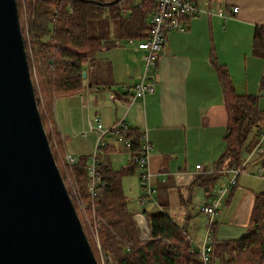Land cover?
<instances>
[{"label":"crops","instance_id":"1","mask_svg":"<svg viewBox=\"0 0 264 264\" xmlns=\"http://www.w3.org/2000/svg\"><path fill=\"white\" fill-rule=\"evenodd\" d=\"M201 3L207 10L224 11L228 18L224 22L203 13L188 20L185 32L169 33L157 69L151 73L154 91L143 99L133 97L144 68L143 52L108 47L84 64L82 92L56 98L45 112L50 131L64 140L66 153L77 160L87 156V163L96 148V132L82 135L87 130V118L94 124L99 119L106 128L120 121L144 133L151 146L149 170L154 201L140 206V193L134 205L155 207L151 214L163 211L170 215L185 227L198 249L206 238L207 217L200 222L192 206L196 199L199 208L209 204L232 175L225 170L208 194L194 184L195 176L200 175L195 166H215L225 148L227 115L214 64L227 68L238 95L257 97L258 108L264 111V59L252 55L254 29L264 28V0H199L196 4ZM233 9H237L236 14ZM113 35L110 42L116 38ZM253 131L247 142L252 140ZM260 134L254 147L242 151V172L214 219L215 240L219 242L245 235L255 196L264 191V127ZM109 138L103 145H113L117 150L109 155L112 167L128 163L129 154ZM135 173L139 175L138 169ZM161 203H167V208L160 207ZM127 206L130 210L129 202ZM135 213L142 216L141 226L146 210ZM200 216H204L202 212Z\"/></svg>","mask_w":264,"mask_h":264},{"label":"trees","instance_id":"2","mask_svg":"<svg viewBox=\"0 0 264 264\" xmlns=\"http://www.w3.org/2000/svg\"><path fill=\"white\" fill-rule=\"evenodd\" d=\"M121 1L16 0L38 106L41 100L53 102L56 98L79 94L83 90L81 74L84 64L103 49L115 47V41L148 37L156 0H139L138 6H134V0L130 3ZM191 1L197 3L199 0ZM123 10H130L131 13L124 16ZM113 22L116 23V38L110 42ZM252 43V55L264 59V28L254 29ZM214 70L222 91L227 123L225 148L216 161L215 171L194 178V184L201 186L206 194L225 170L241 167L242 151L254 147L264 127L261 125L264 111L258 108V98L238 95L225 66L215 63ZM252 130L255 134L251 142H247ZM120 134L124 139L132 140V153L139 149L142 143L140 131L127 128ZM47 136L81 223L82 214L72 198V186L82 199L90 203L101 220L97 237L106 264H201L198 251L187 241L185 227L163 211L146 215L148 240L141 239L132 217L134 212L129 210L128 198L122 188V179L135 174L137 167L128 162L125 168L113 169L109 158L110 154L117 152L113 145L101 148L98 171L103 185L96 191L95 197H90L87 190V156H80L69 173L64 164L67 155L64 140L51 132ZM67 176L72 180V186L68 184ZM159 205L167 208V203ZM216 231L214 222L209 227L212 264H264V191L255 196L249 224L242 238L219 242L215 240ZM84 232L86 234L85 228ZM91 240L87 236L92 253L98 260L96 245L92 241L95 246L92 247Z\"/></svg>","mask_w":264,"mask_h":264},{"label":"water","instance_id":"3","mask_svg":"<svg viewBox=\"0 0 264 264\" xmlns=\"http://www.w3.org/2000/svg\"><path fill=\"white\" fill-rule=\"evenodd\" d=\"M0 264H98L42 123L16 0H0Z\"/></svg>","mask_w":264,"mask_h":264},{"label":"built area","instance_id":"4","mask_svg":"<svg viewBox=\"0 0 264 264\" xmlns=\"http://www.w3.org/2000/svg\"><path fill=\"white\" fill-rule=\"evenodd\" d=\"M127 0H122V2ZM134 6L139 5V0H134ZM130 10H123V15H128ZM207 14L209 16L215 15L221 18L224 22L228 18L224 11H213L211 9L207 10L201 8L196 3H193L191 0H156V6L154 13L150 18V32L146 39L135 40L127 39L123 41H116V47H125L135 48L136 50L143 52V62L144 68L142 71L140 81L134 86V99L140 100L143 99L147 93L154 91V80L151 73H154L157 69V62L159 54L163 48V45L166 41V36L171 32H180L183 33L187 30L188 20L196 15ZM233 14L237 13V9L232 10ZM86 73V71H84ZM87 130L82 133L85 137L88 133L96 132V148L90 157V161L87 163V190L88 194L92 197L95 196L96 191L103 184L100 181V174L98 171L99 163L97 160L98 150L103 145V138L105 135L111 136L114 139L115 143L119 147L129 154V162L134 164L139 171V185L141 188V197L138 199V204L140 206L154 201V189L150 185V179L152 174L149 170V158L151 155V146L146 142L145 135L142 133L141 140L142 143L139 149L135 152H131L132 140L124 139L123 135L120 134L122 130L128 128L124 123L118 121L114 123L109 128L103 126L102 122L98 119L94 124L91 118H87ZM64 162L68 166H73L77 163V159L73 158L70 155H66ZM195 170L199 174H208L215 171V166H201L196 165ZM242 172V167L232 168L230 173L232 174L228 182L217 189L215 197L213 200L201 207V212L204 216L208 218L207 226L210 227L214 218L219 215L220 208L222 207L226 197L229 195L231 189L235 186L238 176ZM76 191H73L75 194ZM83 209L87 208L89 204H81ZM134 219L137 224L140 226L139 217H142L140 213L133 214ZM144 221V218H143ZM90 224V222L88 221ZM145 223V221H144ZM141 227V226H140ZM97 235V234H96ZM145 239H148V234ZM144 239V240H145ZM210 233L207 228L205 241L200 249L194 247L198 251L199 259L201 264H212L211 263V253L212 249L209 246Z\"/></svg>","mask_w":264,"mask_h":264},{"label":"rangeland","instance_id":"5","mask_svg":"<svg viewBox=\"0 0 264 264\" xmlns=\"http://www.w3.org/2000/svg\"><path fill=\"white\" fill-rule=\"evenodd\" d=\"M124 2H127V1H124ZM129 2H131V1H129ZM123 3V2H122ZM200 5V7L201 8H203V4L201 3V4H199ZM115 25H116V23L115 22H113V23H111V33H110V35H112V36H114L113 35V33L115 34ZM119 41H122V40H119ZM116 42V41H115ZM114 46H115V43H114ZM115 48H120V47H116L115 46ZM132 48H130V47H128V46H125V47H122L120 50H131ZM82 92V91H81ZM37 102V101H36ZM54 102V101H53ZM53 102H46V101H39V106H38V108H39V110H40V114H41V118H43V120H42V123H43V126H44V129H45V131H46V134L47 133H49V132H51L50 131V128H49V125H48V120H47V114L45 113V112H48L49 111V109H50V107L52 106V103ZM37 104H38V102H37ZM104 126V125H103ZM254 131L252 130V132H251V135H252V133H253ZM52 133V132H51ZM48 137V136H47ZM249 137H250V135H249ZM249 137H248V139H249ZM103 140H107V141H109L110 140V138H109V136H105L104 138H103ZM248 141V140H247ZM250 141V140H249ZM53 153V152H52ZM72 153H74V152H72ZM67 155H69V154H67ZM71 155V154H70ZM66 156V155H65ZM72 156V155H71ZM53 157H54V155H53ZM65 158V157H64ZM74 158V157H73ZM54 159H55V157H54ZM90 159V158H89ZM55 162H56V159H55ZM64 164H65V162H64ZM56 165H57V162H56ZM66 165V164H65ZM128 165V163H125V162H120L119 164H116V165H114L113 166V169H115L116 167V169L118 170V169H122V168H125L126 166ZM88 166V165H87ZM66 167H67V169L69 170L68 172L70 173V170H71V167L70 166H68V165H66ZM86 172H87V167H86ZM138 173V172H137ZM66 180V179H65ZM64 182V181H63ZM67 182H68V184L70 185V186H72L73 184H72V180H69L68 179V176H67ZM65 184V183H64ZM236 185V184H235ZM66 187V186H65ZM122 188H123V191H124V194L127 196V198H128V202H129V204L131 205L130 206V211H132V212H134V211H138V210H140V209H145L146 210V214H151L150 212L151 211H155L154 210V208L155 207H146V206H144V207H136L135 205H134V203H135V200L140 196V193L142 192L141 191V188H140V185H139V177H138V175H136V173L135 174H133V175H130V176H126V177H124L123 179H122ZM73 191H76L75 192V194L73 193ZM231 192V191H230ZM90 197H92L91 195H90ZM95 197V196H94ZM70 198H71V196H70ZM72 198H73V200H74V202L76 203V205H77V207H78V209L81 211V214H82V220H83V224H82V227H83V230H84V228L86 229V234H87V236H89V238L90 239H92L91 240V242L93 241L94 242V244L96 245V251H95V249H94V251H95V255H96V258H98V260H97V262H100V264H106L105 263V258H104V256H103V253L101 252V250H100V246H99V242H98V237H97V233H98V228H99V225L101 224V220L100 219H98L97 218V216L95 215V213H94V210H93V208L92 207H90V205H88L91 209H88V207L87 208H85V209H83L82 208V206L80 205L81 204V201L83 202V203H86V204H90L88 201H86V200H84V199H82L80 196H79V194H78V192H77V190H75L74 188H73V186H72ZM199 200L198 199H196L195 200V204L192 206L193 207V212H194V214L198 217V218H201L200 219V222H204V220H206V216H200V212H201V207L199 208ZM157 209V208H156ZM90 210H92L93 212H89ZM199 210H200V212H199ZM77 212V211H76ZM158 212V211H157ZM140 213H141V211H140ZM136 214V213H135ZM203 214V213H202ZM220 214V213H219ZM218 216V215H217ZM216 216V217H217ZM133 217V219H134V215L132 216ZM215 219V218H214ZM88 221L90 222V224L88 223ZM134 221H135V223H136V225H137V227H138V229H139V231H140V237H141V239L142 240H144L145 239V237H146V235L148 234V230H147V223H146V220L144 219V221H145V223H143L142 222V224H141V227L142 228H144L145 227V230H146V233L142 230V228L137 224V222H136V220L134 219ZM207 221H208V218H207ZM207 221H206V227L209 229V227L207 226L208 224H207ZM178 222H180V221H178ZM212 223H214V220H213V222ZM180 225V224H179ZM85 234V235H86ZM87 236H86V238H87ZM145 240H148V239H145ZM187 241L188 242H190V243H192V240H191V238H190V236H188V234H187ZM93 242H92V247H95L94 246V244H93ZM193 244V243H192ZM95 257V256H94Z\"/></svg>","mask_w":264,"mask_h":264},{"label":"bare ground","instance_id":"6","mask_svg":"<svg viewBox=\"0 0 264 264\" xmlns=\"http://www.w3.org/2000/svg\"><path fill=\"white\" fill-rule=\"evenodd\" d=\"M142 230L146 233V230H145V227L144 228H142ZM148 230V229H147Z\"/></svg>","mask_w":264,"mask_h":264}]
</instances>
